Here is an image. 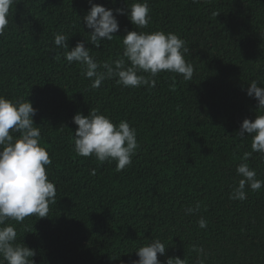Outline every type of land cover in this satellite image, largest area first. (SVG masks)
<instances>
[{"label": "trees", "instance_id": "obj_1", "mask_svg": "<svg viewBox=\"0 0 264 264\" xmlns=\"http://www.w3.org/2000/svg\"><path fill=\"white\" fill-rule=\"evenodd\" d=\"M92 2L115 15L143 0ZM147 2L146 28L117 15L120 30L97 48L86 42L88 0H14L0 35V95L37 110L33 121L52 161L45 167L56 197L47 217L6 223L17 243L35 251V264H132L135 251L157 238L166 247L161 262L179 257L196 264V245L207 254L204 264H264V186L258 192L246 186L244 201L229 198L242 178L236 168L252 152V137L237 135L240 124L264 114L246 94L254 80L264 87V0ZM157 30L185 41L190 81L163 71L150 77L155 87L125 88L106 78L93 89L82 66L69 64L66 50L54 44L56 33L69 38V50L85 41L102 63L122 54L128 31ZM91 109L136 129L139 148L124 170L76 155L73 117ZM246 162L264 180V158L252 152ZM197 203L199 211L187 214Z\"/></svg>", "mask_w": 264, "mask_h": 264}, {"label": "clouds", "instance_id": "obj_2", "mask_svg": "<svg viewBox=\"0 0 264 264\" xmlns=\"http://www.w3.org/2000/svg\"><path fill=\"white\" fill-rule=\"evenodd\" d=\"M14 0H0V35L9 25V12ZM90 8L83 22L91 30L86 42L99 48L101 41H111L114 33L120 30L117 15H126L137 28H146L151 16L147 0L134 2L127 9L114 10L88 0ZM68 37L56 33L54 44L65 49L64 58L69 64L78 62L84 76L91 80V88H99L106 78H116V83L125 88L140 86L155 87L156 80L151 79L163 71L182 75L190 81L194 74L191 63L186 62L184 54L188 52L185 41L177 34L157 30L152 32L128 31L122 38L123 51L112 61L98 62L85 47V41H78L69 50ZM141 73H147L145 76ZM151 77V78H150ZM256 99L258 110H264V87H258L254 80L249 84L247 93ZM36 109L28 100L15 101L0 95V264H35L32 257L35 251L17 243V231L6 221L22 223L26 217L48 216L49 204L55 202L56 186L48 178L46 167L51 164L48 151L40 145V128L34 125ZM77 125L74 139V151L80 157L94 156L99 162L115 161L116 171H122L132 163L139 144L136 129L121 120L114 124L112 120L91 109L87 116L77 113L73 117ZM11 133H17L14 136ZM245 133L252 137V152L264 158V114L256 115L254 120L244 119L237 135ZM252 152H245L236 172L242 177L238 186L230 195L231 200L247 199L246 186L258 192L264 186V180L257 179V173L246 162ZM95 175V170H92ZM200 205L188 208L187 214L199 211ZM208 221L201 217L198 226L207 227ZM191 251L197 253L196 264H204L201 256H206L203 247L193 245ZM165 244L159 239L139 247L135 254L137 260L132 264H187L186 259L168 257L161 262L158 254L164 256Z\"/></svg>", "mask_w": 264, "mask_h": 264}]
</instances>
